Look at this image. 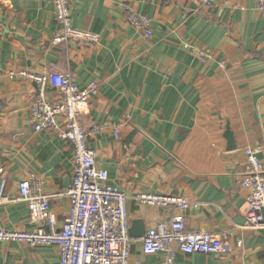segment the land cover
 <instances>
[{"label": "crops", "instance_id": "1", "mask_svg": "<svg viewBox=\"0 0 264 264\" xmlns=\"http://www.w3.org/2000/svg\"><path fill=\"white\" fill-rule=\"evenodd\" d=\"M67 2L74 39L55 42L62 27L50 0H0V197L15 199L22 181L42 182L47 217L57 229L63 223L72 145L34 131L28 107L37 87L17 74L70 75L80 88L97 86L79 123L108 182L131 197L188 203L180 209L127 201L129 229L138 233L129 236V264H166L163 254H144L141 239L178 214L186 234L221 237L229 252H177L170 264H264V230L242 228L246 203L238 183L243 149L264 144V13L256 0H215L209 7L196 0ZM125 7L151 20V36L126 24ZM194 50L210 58L201 63ZM46 97L54 104L60 93L49 83ZM257 157L264 170V154ZM262 216L264 222V210ZM38 218L33 201H0L4 230H32ZM58 260L54 245L0 243V264Z\"/></svg>", "mask_w": 264, "mask_h": 264}, {"label": "built area", "instance_id": "2", "mask_svg": "<svg viewBox=\"0 0 264 264\" xmlns=\"http://www.w3.org/2000/svg\"><path fill=\"white\" fill-rule=\"evenodd\" d=\"M202 7L213 5L215 0H196ZM56 21L62 27V36L57 41L74 39L67 0H50ZM256 9L264 13V0H256ZM126 24L132 29L151 36V20L124 8ZM201 63L210 55L194 50ZM223 66V64H220ZM15 73L10 72L9 77ZM19 77L36 84L37 95L29 105L28 112L36 132H51L64 142L72 145V181L65 195L70 207L60 228L57 229L47 217L48 197L42 194L43 183L30 179L18 185L15 199L0 197L1 202L33 201L38 208L37 226L29 231L0 228V243L17 242L30 247L59 248L58 264H129L130 237L126 203L134 199L140 204L169 208L188 206L183 199L159 195H135L122 193L108 182V173L96 167L95 154L88 147L89 133L79 123V118L87 112L89 100L97 94L96 84L86 88L78 87L70 75L57 72L43 75L19 71ZM51 84L60 93L57 103H50L46 97V87ZM94 131H92L93 133ZM116 136V133H115ZM264 154V144L256 149H243L246 168L238 183L242 188L246 208L242 228L252 231L264 230L262 211L264 210V170L257 154ZM142 252L146 255L163 254L166 264H170L177 252L223 256L229 252L221 237L209 233L184 232L181 215L173 216L148 229L141 239Z\"/></svg>", "mask_w": 264, "mask_h": 264}, {"label": "water", "instance_id": "3", "mask_svg": "<svg viewBox=\"0 0 264 264\" xmlns=\"http://www.w3.org/2000/svg\"><path fill=\"white\" fill-rule=\"evenodd\" d=\"M224 136H225V139H226L227 142H228V149H229V150H233L235 147H234L233 141H232V139H231L232 135H231V133L229 132L227 126H225V135H224ZM133 225H134V227H135L136 224L134 223ZM128 234H129V236H134V235L137 236L138 233H137L136 231H133V229H129Z\"/></svg>", "mask_w": 264, "mask_h": 264}]
</instances>
